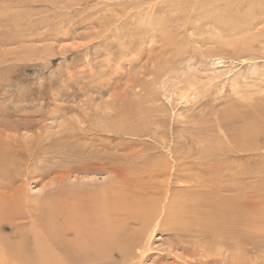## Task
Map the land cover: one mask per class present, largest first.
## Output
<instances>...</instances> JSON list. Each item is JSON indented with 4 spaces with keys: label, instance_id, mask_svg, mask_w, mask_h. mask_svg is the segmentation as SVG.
Returning a JSON list of instances; mask_svg holds the SVG:
<instances>
[{
    "label": "rangeland",
    "instance_id": "374dc122",
    "mask_svg": "<svg viewBox=\"0 0 264 264\" xmlns=\"http://www.w3.org/2000/svg\"><path fill=\"white\" fill-rule=\"evenodd\" d=\"M166 182L140 264H264V0H0L3 264H72L49 229H137Z\"/></svg>",
    "mask_w": 264,
    "mask_h": 264
},
{
    "label": "bare ground",
    "instance_id": "6f19581e",
    "mask_svg": "<svg viewBox=\"0 0 264 264\" xmlns=\"http://www.w3.org/2000/svg\"><path fill=\"white\" fill-rule=\"evenodd\" d=\"M160 167L161 165L158 167V169ZM154 169H157V168H154ZM166 169L167 168H164V169L160 168L158 170V175L159 174L169 175L168 170ZM152 173L154 174V172ZM156 175L157 174H155V176ZM156 177H159V176H156ZM165 179H168V178H165ZM168 183L169 182H166L163 185L162 184L158 185L159 189L162 188L160 192L161 196L159 195L160 198L157 197L156 200L153 201L154 199L149 200L150 198L148 197L149 205L148 203H146L147 207L144 208L146 210H143V212L139 213V216H136V218L140 222V223H135L136 225L139 224V227L137 229L122 230L123 226L120 224L118 225V223L117 225H114L112 223H92L91 221H87L86 223H73L72 222V223H66L61 229H57L56 227H55L56 230L49 229V232H46L47 242L51 244V247L52 246L57 247V249H60L63 251L64 257L62 256L63 258L62 259L60 258L62 261L63 259H67L71 261L72 264H140L142 258L145 256L146 249L150 247V240L152 239L153 234L157 231L158 227L165 225V224L166 225L169 224V223H163L167 219L169 215L168 211L170 209V206L167 205V202L165 201V198L167 196V191H169L167 190ZM155 185L156 184H154L153 186ZM169 187L168 189H170ZM151 188L150 190L152 191ZM157 189L158 188H156V191ZM97 190L100 191L101 189H97ZM150 190L147 191L148 194ZM156 191H152V192L154 193ZM90 194H92V192H90ZM98 195L99 196L101 195V191H100V194ZM91 202H94V201H91ZM145 202H147V200ZM95 203L96 202H94V204ZM70 218L71 217H69V219ZM68 228L73 229L74 234H75L74 242H71V243H66L67 240L66 241H64V239L62 240L61 235H60L61 233L65 232V230H68ZM44 234H45V231H44ZM24 237H25L24 235L22 236L20 235L19 241L12 242L10 241V237L8 236L7 238L3 240V242H1L5 247L7 246L9 249H11L10 251L13 254H15V256L19 257L20 259L19 263L21 262L26 263V261H24L23 259L24 257L22 256L23 254L27 253V252L25 253L27 249L24 247L26 243L25 242L26 238ZM41 242H42L41 238L39 237L34 238V243H35L34 245L36 247L38 246L37 252L38 253L40 252V255L44 256V254L46 253L48 254L49 251L43 248ZM2 244L0 245V248L2 247ZM21 249L24 252L23 254H22ZM117 254L119 255L118 257L120 258L119 262L111 261L110 259L116 260ZM3 255H5V253L0 254V256L2 257ZM46 256L40 259L39 262L37 260L36 263L37 264H58L56 260H53V258L51 257V254L46 255ZM46 258H48L49 261L48 260L44 261V259ZM25 259H28V258H25ZM0 261L2 262L0 264L4 263V260L0 259ZM31 263L33 262L31 261L30 264ZM60 264H63V263H60Z\"/></svg>",
    "mask_w": 264,
    "mask_h": 264
}]
</instances>
